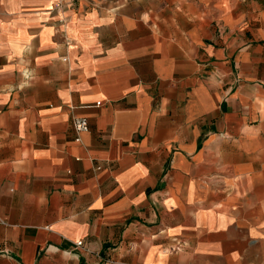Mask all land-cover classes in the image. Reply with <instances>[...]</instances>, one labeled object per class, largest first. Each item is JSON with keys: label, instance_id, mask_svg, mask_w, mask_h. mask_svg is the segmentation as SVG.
<instances>
[{"label": "crops", "instance_id": "1", "mask_svg": "<svg viewBox=\"0 0 264 264\" xmlns=\"http://www.w3.org/2000/svg\"><path fill=\"white\" fill-rule=\"evenodd\" d=\"M0 264H264V0H0Z\"/></svg>", "mask_w": 264, "mask_h": 264}, {"label": "built area", "instance_id": "2", "mask_svg": "<svg viewBox=\"0 0 264 264\" xmlns=\"http://www.w3.org/2000/svg\"><path fill=\"white\" fill-rule=\"evenodd\" d=\"M58 2H65V1H69V0H56ZM74 125H75V128H76V131H81L83 129H85L86 127V121L82 118V117H77L75 118L74 120ZM78 139V138H77ZM77 245H82V241L79 240L76 242Z\"/></svg>", "mask_w": 264, "mask_h": 264}]
</instances>
